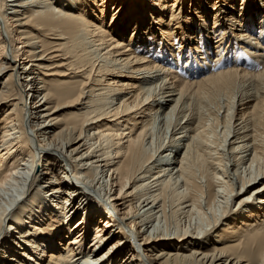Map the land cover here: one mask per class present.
<instances>
[{
	"label": "bare ground",
	"instance_id": "1",
	"mask_svg": "<svg viewBox=\"0 0 264 264\" xmlns=\"http://www.w3.org/2000/svg\"><path fill=\"white\" fill-rule=\"evenodd\" d=\"M148 1L0 0V264H264V0Z\"/></svg>",
	"mask_w": 264,
	"mask_h": 264
},
{
	"label": "rangeland",
	"instance_id": "2",
	"mask_svg": "<svg viewBox=\"0 0 264 264\" xmlns=\"http://www.w3.org/2000/svg\"><path fill=\"white\" fill-rule=\"evenodd\" d=\"M112 1V0H111ZM116 1V0H115ZM138 1H140V2H143V3H145V5H146V3H147V6L143 9V10H140V5L139 4H136V5H134V6H136L138 9H139V11H137V18H138V21L139 22H141V25H144V26H147L148 24H150L151 22H152V20L151 19H145L146 17H147V15H148V13H152V12H154V13H162V12H165V14L168 12V8H169V6L168 5H166V6H164V4L162 5V6H158V5H156L155 3H152V2H150V1H148V0H144V1H142V0H130V2H138ZM230 1V0H229ZM255 1V0H254ZM64 2H68V0H64ZM199 2V1H198ZM210 2H211V4H216L217 2H218V0H208V2L206 3V4H210ZM226 2V1H225ZM231 3H233V5L236 7V8H238L239 6L241 7V4H242V2H243V0H234V1H230ZM230 2H229V4H230ZM246 2L247 1H245V3L243 4V9H244V7H246L247 6V4H246ZM258 2H259V5H262V1H259L258 0ZM227 3V2H226ZM205 4V5H206ZM192 5V1L191 0H189L188 1V5H187V11H186V8H185V11H182V16H184V14H189V13H191V11L192 10H190V6ZM165 8V9H164ZM143 13H145L144 14V16H142V14ZM206 13H208V10H207V12ZM213 14H214V12H213ZM188 16V15H187ZM145 19V20H144ZM142 20H144V22H142ZM150 26V25H149ZM148 26V27H149ZM236 42H238L239 44H237V46L235 47L236 48V50L237 51H241V52H246V48H249V47H246L245 45H242V46H244L242 49H241V47L239 46V45H241L240 44V42L239 41H236ZM236 42H235V44H236ZM251 49H252V46H251ZM216 56V54H212L211 55V58H214ZM7 77V74H4L3 75V77L0 79V88L2 87V82L5 80V78ZM32 101H33V103H34V100H31V105L33 104L32 103ZM242 108V107H241ZM28 125V124H27ZM28 127H29V125H28ZM154 133L155 134H157V130H158V128H154ZM170 133H168V135H169ZM159 135V134H158ZM32 136V135H31ZM156 138H157V136H155V140H156ZM32 139L35 141V138L32 136ZM158 142V140L156 141V143ZM74 183H75V185L77 184L78 186H79V183H78V181H74ZM73 183V184H74ZM27 187H28V184L25 186V190L27 189ZM80 187H81V185H80ZM83 187V186H82ZM88 190V189H87ZM89 194H90V192H88ZM22 200V199H21ZM24 200V199H23ZM24 208H27L28 207V204H25L24 206H23ZM23 211L22 210H20V211H18L17 213H15V215H14V217L15 218H18L19 217V215L22 213ZM240 215H238L237 214V217H239ZM179 217V216H178ZM178 217H173V218H171L170 220H169V225L170 226H172L173 228L174 227H176V224L177 223H179V221L181 220V218H180V220L178 219ZM194 218H195V216H194ZM196 218H197V216H196ZM79 218H78V216L75 218V221L76 220H78ZM178 220V222H177V220ZM195 221V222H194ZM193 222L196 224V222L197 221H200V220H198V218L196 219V220H194ZM17 222L18 221H15V224H17ZM177 222V223H176ZM74 223V222H73ZM15 224H13V226H11L12 228L11 229H8V230H3L2 231V233H1V235L2 234H4V235H10L11 234V230L15 227ZM218 230H220V228L218 229ZM217 230V231H218ZM3 235V236H4ZM5 249V248H4ZM2 251H4V250H0V255L2 254Z\"/></svg>",
	"mask_w": 264,
	"mask_h": 264
}]
</instances>
